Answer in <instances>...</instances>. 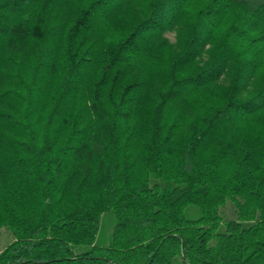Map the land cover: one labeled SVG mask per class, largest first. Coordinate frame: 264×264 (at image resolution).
<instances>
[{"label": "trees", "instance_id": "trees-1", "mask_svg": "<svg viewBox=\"0 0 264 264\" xmlns=\"http://www.w3.org/2000/svg\"><path fill=\"white\" fill-rule=\"evenodd\" d=\"M3 228L0 264H264V0H0Z\"/></svg>", "mask_w": 264, "mask_h": 264}, {"label": "rangeland", "instance_id": "rangeland-1", "mask_svg": "<svg viewBox=\"0 0 264 264\" xmlns=\"http://www.w3.org/2000/svg\"><path fill=\"white\" fill-rule=\"evenodd\" d=\"M248 1L254 6H257L258 4L263 2V0H248ZM167 36L171 39V41L175 40V36L173 33H168ZM224 211L227 220H233L236 218V208L232 203L229 202ZM106 231H109L108 233L109 235L110 231L112 230L108 228L106 229ZM105 234L106 237H108L106 232L102 236H104ZM13 241H14V236L12 232L7 228H3L0 231V253L4 251L8 247V245L11 244Z\"/></svg>", "mask_w": 264, "mask_h": 264}]
</instances>
